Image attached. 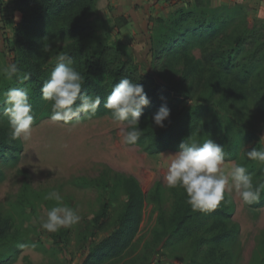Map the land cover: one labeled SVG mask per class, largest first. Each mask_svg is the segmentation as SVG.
<instances>
[{"label": "trees", "instance_id": "trees-1", "mask_svg": "<svg viewBox=\"0 0 264 264\" xmlns=\"http://www.w3.org/2000/svg\"><path fill=\"white\" fill-rule=\"evenodd\" d=\"M12 2L19 17L13 26L10 56L2 67L4 70L15 63L20 72L11 79L0 73V119L5 116L3 93L9 88L28 92L34 118L38 113L52 114L51 102L43 99L41 86L56 66L55 56L64 53L84 77L82 91L101 98L96 115L113 118L103 103L122 77L143 85L150 103L143 107L138 125L142 135L135 145L157 154L178 151L183 140L203 142L210 138L223 147L224 161L243 164L254 185L264 183V164L243 156L247 148H264L260 134L264 125L255 123L256 119L264 122V34L241 6L192 0L167 17L156 18V29L149 28L148 33L153 62L141 73L140 63L119 37L110 40L108 33L105 39H99L96 14L100 0ZM111 23L109 32L119 34L129 19L120 15ZM194 49H199V57ZM164 56L166 61H162ZM162 103L167 104L170 116L164 127H158L152 114ZM124 122L130 130L132 125ZM19 139H13L9 125L0 122V153L9 150L17 160ZM105 174L98 181L100 185L110 187L114 197L120 193L124 199L111 227L107 225L109 203H103L94 214L87 238L93 248L80 264L118 259L133 244L147 204L158 210L153 250L187 244L189 256L183 264H233L231 246L240 229L232 220L233 202L226 190L216 209L200 211L187 203L182 188H168L171 204L165 213L161 208V182L144 192L132 176ZM27 197L22 194L19 202L31 203ZM246 205L264 206V192L258 203ZM30 212L35 213L32 203ZM14 223L12 214L0 210V247L6 250L0 253V261L14 258L27 243ZM99 231H105V235L93 241ZM68 232L60 230L59 237H66Z\"/></svg>", "mask_w": 264, "mask_h": 264}, {"label": "rangeland", "instance_id": "rangeland-1", "mask_svg": "<svg viewBox=\"0 0 264 264\" xmlns=\"http://www.w3.org/2000/svg\"><path fill=\"white\" fill-rule=\"evenodd\" d=\"M188 1L192 0L162 8L165 12L160 17H167ZM243 1L210 0L213 5L241 6L264 34V0ZM96 16L99 20V39H105L108 33L110 40L119 37L135 61L140 63V72L145 73L148 64L153 62L149 54V38L140 34L138 40L131 30L124 34H116L114 30L109 32L112 20L120 16L112 0H100ZM18 17L12 0L0 2V73L3 63H7L10 56L13 26ZM156 18L159 17L153 16L149 20L151 31L156 29ZM193 53L196 57L200 56L199 49H194ZM166 59V56L162 57V61ZM50 116L48 113H38L34 118L30 138L19 139L21 150L17 160L9 150L0 153V210L14 216L19 236L27 241L14 258L10 256L1 260L0 264H80L93 248V243L87 238L94 214L103 203H109L107 225L111 227L124 199L120 193L117 198L114 197L110 187L100 185L98 181L105 178V172L110 176L117 173L134 177L144 192L161 182V208L165 213L169 211L171 199L164 177L172 155L177 151L151 154L139 145L123 143L121 129L127 130L128 123L107 115L89 117L83 113L68 124L53 122ZM0 122L9 125L6 115ZM255 123L264 125L260 119H256ZM260 134L264 140V126ZM234 163L233 160L224 161L222 171L227 174ZM53 189L62 196L63 204L73 208L81 217L78 223L60 228L57 232H49L41 227L46 219V210L56 204L44 198ZM226 192L233 202L232 220L240 229L231 246L233 264H264V206H247L234 187L226 189ZM24 193L33 204L35 213L30 212L31 203L19 202ZM157 213L153 204H147L133 244L118 259L103 264H183L189 256L187 244L165 249L156 247L153 250L152 232L157 223ZM64 229L69 230L68 235L59 237L60 230ZM104 235L105 231H99L93 241ZM5 251L0 247L1 254Z\"/></svg>", "mask_w": 264, "mask_h": 264}, {"label": "clouds", "instance_id": "clouds-1", "mask_svg": "<svg viewBox=\"0 0 264 264\" xmlns=\"http://www.w3.org/2000/svg\"><path fill=\"white\" fill-rule=\"evenodd\" d=\"M55 62L56 66L41 86L43 99L51 102L50 119L68 124L73 118H79L81 113L88 114L89 117L95 115L101 105V98L82 91L84 77L72 66L71 57L58 53ZM3 72L11 79L19 74L20 69L12 63ZM3 96L6 105L4 114L8 117L12 138L29 139L34 117L28 92L22 88H9ZM149 103L150 98L143 85L128 77H122L112 87L103 106L110 110L115 120L128 121L132 125L130 130L121 129L123 143L134 144L142 135L138 126L139 119L143 107ZM169 116L170 109L166 103H162L152 114V121L156 126L164 127V121ZM225 155L223 147L210 138L203 142L197 139L183 140L167 166L164 177L167 186L182 188L187 203L194 210L216 209L224 200L225 190L232 187L245 204L258 203L261 192H264V183L254 185L251 174L240 163H234L225 174L221 169ZM243 156L264 164V148H247ZM44 198L53 200L56 204L46 210V219L41 223L43 229L57 232L60 228L71 227L80 221L81 217L73 208L63 204L62 196L55 189L49 191Z\"/></svg>", "mask_w": 264, "mask_h": 264}, {"label": "crops", "instance_id": "crops-1", "mask_svg": "<svg viewBox=\"0 0 264 264\" xmlns=\"http://www.w3.org/2000/svg\"><path fill=\"white\" fill-rule=\"evenodd\" d=\"M117 8L118 15H123L129 19V23L120 30L122 34L131 30L136 39L141 35H146L150 28V18L153 16L160 17L165 9L170 6L178 5L184 0H112ZM248 1L244 0L243 2ZM156 13V15H155ZM141 34V35H140ZM139 40V39H138Z\"/></svg>", "mask_w": 264, "mask_h": 264}]
</instances>
